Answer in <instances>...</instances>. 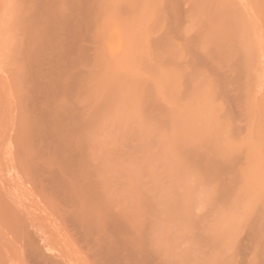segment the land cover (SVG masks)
<instances>
[{"label": "rangeland", "instance_id": "rangeland-1", "mask_svg": "<svg viewBox=\"0 0 264 264\" xmlns=\"http://www.w3.org/2000/svg\"><path fill=\"white\" fill-rule=\"evenodd\" d=\"M1 2L0 136L65 137L68 123L103 134L90 185L66 182L70 200L50 196L34 172L15 203L21 178L0 177V194L13 202L10 210L0 203V264L10 252L18 264H113L110 248L126 264L137 247L140 264H264V158L247 147L246 109L232 116L245 125L239 132L219 117L211 72L184 74L190 21L174 11L183 0ZM208 100L220 123L212 149L228 150L218 164L191 149L193 127L189 141L179 133ZM31 154L33 162L52 158ZM4 155L6 167L23 162L19 145ZM110 214L124 232L106 236Z\"/></svg>", "mask_w": 264, "mask_h": 264}, {"label": "bare ground", "instance_id": "bare-ground-1", "mask_svg": "<svg viewBox=\"0 0 264 264\" xmlns=\"http://www.w3.org/2000/svg\"><path fill=\"white\" fill-rule=\"evenodd\" d=\"M174 11L177 16L186 13V18L190 21L189 32L183 41L189 51V56L184 61V74L194 75L200 66L211 72L212 77L209 79L211 83L213 82L211 91L214 92V96L218 94L223 98L219 117L227 115L230 126L228 128L233 133L239 132L245 125L238 123L233 125L232 116L236 109H246L248 116L245 120L248 122L246 138L249 140L247 147L249 151H256L258 154L256 152L254 154L264 158V0H183V6L179 9L174 8ZM6 20L7 16L5 11L3 12V2H1L0 44L2 27ZM63 52L62 49L59 50V53L64 54ZM204 93L207 94L205 91ZM211 104L212 100L201 103L203 112L194 118L195 121L179 124V133L181 139L188 140L187 137L192 134L193 127L196 133L191 137V149L199 152L205 164H218L222 160L221 157L228 154L224 153L228 150L224 147L221 153L220 150L212 149V145L218 140L217 127L220 123L213 125L211 121L213 117ZM89 115L91 116V113ZM116 126L114 124V127ZM65 128L68 132L65 137H59L55 132H42L41 135H37L38 137L29 139L25 143L0 136V177L8 172L19 176L23 182H16L12 191L13 202L18 203L25 198V195L27 196L26 183L34 172L37 173L42 188H47L50 196L61 200H70L69 190L65 189L66 182H74L80 188L90 185V173L97 165V151L100 150V136L103 133H92L91 127L83 132L80 123H68ZM116 128L120 129L119 126ZM128 144L126 143V146ZM13 145H19L24 156L23 162H16L13 163V167H6L3 162L4 153H8ZM128 146L132 147V145ZM35 151H38L41 157L49 151L52 158L45 162L43 160L33 162L36 156L31 152ZM126 153L128 152L124 154ZM259 196L263 198L264 193ZM13 202L10 203L6 196L0 194V203L6 210H10ZM5 228L10 229L9 226ZM104 229L108 236L116 232H124L126 226L117 215L110 214L104 221ZM155 231L157 230L153 232ZM117 242L123 246L122 240ZM139 249L140 247H137L133 251H126L129 258L126 264L135 261V264L141 263L139 261L143 259L144 251ZM98 250L101 255L104 250L106 252L102 244ZM113 251V248L108 249L107 257L113 264H121L119 256ZM4 255L1 264L19 263L12 252Z\"/></svg>", "mask_w": 264, "mask_h": 264}]
</instances>
